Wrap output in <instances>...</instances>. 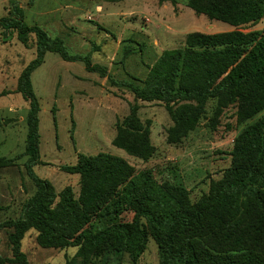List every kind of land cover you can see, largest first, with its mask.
I'll return each instance as SVG.
<instances>
[{
	"label": "rangeland",
	"instance_id": "1",
	"mask_svg": "<svg viewBox=\"0 0 264 264\" xmlns=\"http://www.w3.org/2000/svg\"><path fill=\"white\" fill-rule=\"evenodd\" d=\"M14 2L24 9L29 26H40L50 37L62 39L71 55H88L108 71L107 75L89 72L84 61H67L48 52L33 73L41 103L42 161L34 169L58 194L72 186L75 198L80 195L81 176L64 171L65 165H75L79 154L108 153L133 168V179L150 177L157 185H179L187 190L190 203L196 204L209 194L212 182L232 167V152L247 129L264 117V96L249 103L238 100L221 111L210 101L196 129L169 143L173 121L164 103L139 101L138 117L149 127L153 150L132 155L115 146L114 140L135 96L108 76L141 84L164 51L186 47L190 33H264V19L254 27H233L196 12L188 0H0V19L12 15ZM35 57L34 33L24 45L16 32L0 28V157L14 159L12 165L0 168V222H17L36 191L24 165L29 102L17 90L22 71ZM118 189L87 224L94 233L133 222L135 209L122 193L123 186ZM240 205L243 210L225 226L206 236L191 234L203 264H264V225L246 197ZM164 208L171 212V205ZM13 231L14 227L0 229V258L7 261L14 257ZM37 237L38 231L30 229L21 241L29 264H163V250L153 236L136 258L108 248H43Z\"/></svg>",
	"mask_w": 264,
	"mask_h": 264
},
{
	"label": "trees",
	"instance_id": "2",
	"mask_svg": "<svg viewBox=\"0 0 264 264\" xmlns=\"http://www.w3.org/2000/svg\"><path fill=\"white\" fill-rule=\"evenodd\" d=\"M188 4L196 12L233 27H254L264 19V0H188ZM0 28L5 33L16 32L24 45L31 34L36 38V57L22 71L17 89L29 102L24 165L36 191L17 222H0V229L14 227L10 236L14 257L10 262L29 264L21 251V241L27 231L35 229L43 248H108L133 258L145 251L149 236H153L163 250V264H203L191 243V234L202 232L206 236L225 226L243 210L242 197L254 207L264 225V117L247 129L232 152V167L222 179L212 182L209 194L196 204L190 203L187 190L179 185H157L150 177L133 179V168L108 153L92 157L79 154L75 165H65L64 171L81 176L80 195L75 198L72 186L58 194L53 184L34 169L42 161L41 103L33 73L43 65L48 52L67 61H84L89 72L107 75V67L92 63L88 55H71L62 39L50 37L38 25L29 26L17 2L13 3L12 15L0 19ZM186 43L185 48L164 51L141 84L108 76L113 84L130 89L135 96L130 114L117 127L115 146L139 156L153 150L149 127H144L138 117L139 101L164 103L173 121L168 142L177 143L196 129L210 101H215L221 111L238 100L249 103L264 96L263 32H195L187 36ZM13 163L14 159L0 157V168ZM120 186L135 209L133 222L114 224L94 233L87 224ZM165 204L171 205V212H166ZM9 261L0 258V264Z\"/></svg>",
	"mask_w": 264,
	"mask_h": 264
}]
</instances>
